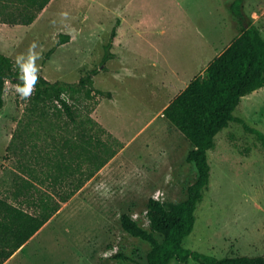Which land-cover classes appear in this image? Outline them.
<instances>
[{
	"label": "rangeland",
	"instance_id": "1",
	"mask_svg": "<svg viewBox=\"0 0 264 264\" xmlns=\"http://www.w3.org/2000/svg\"><path fill=\"white\" fill-rule=\"evenodd\" d=\"M233 1L56 0L28 29L15 30L16 38L0 40V50L15 60L25 55L21 62L28 60L29 46L35 42L41 55L36 61L38 74L53 81L75 82L89 69L98 68L95 86L111 91L115 100L97 93H81L78 100H68L83 119L95 118V108L103 99L101 112L109 131L124 145L130 141L125 156L117 158H123L121 168L106 163L96 176L95 192L84 199L78 194L63 204L10 264H147L148 241L125 231L121 215L128 212L148 226L146 202L150 197L160 190L165 204L181 201L196 180L197 167L186 159L193 143L158 112L185 88L186 80L204 75L211 60L242 32L244 25L232 9ZM9 8L16 9L14 2L5 10ZM243 11L246 23L257 25L264 36V0H244ZM214 27L220 29L218 34ZM115 39L117 46L110 48L114 56L104 67L106 45ZM176 69L180 70L178 85L164 76ZM16 86L8 81L0 109L1 195L20 173L21 160L42 167L34 154L35 142L39 148L47 147L50 120L69 122L70 131L61 130L64 135H71L75 126L64 111L61 117L53 112L58 101L49 102L51 115L40 124L30 98L21 99ZM234 114L264 131V87L243 96ZM12 133L16 136L9 148ZM215 140L216 146L208 151L210 182L184 244L217 256L264 254V144L234 120ZM136 148L142 151L138 158L131 155ZM149 153L155 157L148 158ZM92 197L99 203L91 204ZM157 236L163 238L160 233ZM114 249L123 255L109 256ZM170 264L199 263L190 259Z\"/></svg>",
	"mask_w": 264,
	"mask_h": 264
},
{
	"label": "trees",
	"instance_id": "2",
	"mask_svg": "<svg viewBox=\"0 0 264 264\" xmlns=\"http://www.w3.org/2000/svg\"><path fill=\"white\" fill-rule=\"evenodd\" d=\"M49 1L40 0L39 8ZM243 2L234 0L232 3L234 13L244 25L242 32L211 60L204 75L195 76L164 108L167 118L193 143L186 159L195 163L198 174L188 186L187 197L169 204L150 197L146 202L150 219L148 226L128 212L121 215L125 231L148 241L147 264H170L173 260L188 262L190 259L199 264H264V254L217 256L184 244L185 238L194 229L196 209L210 182L208 151L216 146L217 133L234 120L257 134L264 144V131L234 114L243 96L264 87V36L257 25L246 23ZM116 32L117 29H114L113 39ZM111 46L112 41L106 45L104 67L107 60L114 56ZM98 71V68H91L75 82L53 81L38 74L39 82L30 97L35 118L40 124L44 119L48 120L51 115L47 108L49 102L58 101L60 104H56V111L53 112L61 117L60 113L64 111L66 119L73 121L75 126L71 135H64L61 130L66 128L70 131L69 122L64 125L50 120L47 147L39 148L35 142L37 152L34 154L42 167L37 168L29 161L21 160L22 169L13 177L12 186L5 195L0 194V264L26 244L124 146L121 139L92 115L80 119L81 114L68 100L70 97L78 100L81 93L111 97V91L95 86L94 75ZM21 75L16 60L0 51V109L5 103L8 81L23 86ZM98 130L107 134V138ZM35 131L40 134L39 128ZM15 136L13 134L9 148ZM158 233L163 236L162 239L157 236ZM122 255L118 251L114 256Z\"/></svg>",
	"mask_w": 264,
	"mask_h": 264
},
{
	"label": "crops",
	"instance_id": "3",
	"mask_svg": "<svg viewBox=\"0 0 264 264\" xmlns=\"http://www.w3.org/2000/svg\"><path fill=\"white\" fill-rule=\"evenodd\" d=\"M13 2L15 4L16 9L11 10L9 8V9L5 10V8L8 7L10 3H13ZM55 2H56V0H50L43 8L40 9L39 6H38V4L40 3V0H0V40L2 41V40H10V39L16 38L15 37V30H20V29H24V28L28 29V27L33 25L35 23V21L39 18V16L42 15L45 11H47ZM32 17H34L33 20H31V22H27ZM219 31H220V29H217V27H214V29H213L214 33L218 34ZM116 39H115V41L113 40V43H112L114 46H117V44H118L116 42ZM114 48H113V51L117 54L118 51L116 49H114ZM167 72L168 71H166V74H164V76L168 78L167 81H169V83H176L178 85L179 82L181 81V80L179 81V76H180L179 72H180V70L179 69L172 70L170 72V74H168ZM195 75L184 82V83H186L185 87L195 77ZM114 97H115V95L113 94L111 97H108V99L115 100ZM173 98L174 97H171V99L169 98L167 100V102L159 110L158 116H162V117L166 118L167 120H169L167 118V116L164 114V108L169 104V102ZM102 100L99 101L97 107L95 108L94 116L105 128L110 130L108 128L107 123L105 122V118L103 117V113L101 112V104L103 102ZM150 124H152V123H150ZM12 136H13V133L10 134V136H9V142L12 140ZM129 142H130L129 140L125 141V145L120 149V151L112 159H110L107 162L106 165H109L111 163H113V164L115 163L117 165V166L115 165V167L121 168L119 166H121L123 158H121L122 160H117V158L121 157V156H125V154L127 153V150H129V146H130ZM155 145H157V142H155ZM140 146H139V148H140ZM141 152H140V150L138 148H136V149H133V153H131V155H134L135 158L136 157L138 158V156L141 154ZM153 156L154 155L150 156V153H149L148 158L149 157L152 158ZM118 168H117V170H118ZM122 171H124V169ZM122 171H119L120 175L121 174L122 175L125 174ZM99 172H102V170H99ZM99 172H97V174L95 176H93L92 178L87 180V182L83 185V187L69 201L65 202L64 204H67V203L71 202L73 199H75L78 196V194H79V196H82L83 199L85 198V196L92 195L93 191L95 192V190H94V182L96 181V176H98V174H100ZM115 173H117L116 170H115ZM114 176H115V178L117 177V175H114ZM95 199H98V198H95V197L90 198L91 204L99 203V201H95ZM62 208H63V206H62ZM62 208L53 217H55L62 210ZM47 223L44 226H46ZM37 233L35 235H33L28 242L32 241L33 240L32 238L34 236H36ZM26 244H24L20 249H18L3 264H10L13 261V259L23 250V248H25L24 246H26Z\"/></svg>",
	"mask_w": 264,
	"mask_h": 264
},
{
	"label": "clouds",
	"instance_id": "4",
	"mask_svg": "<svg viewBox=\"0 0 264 264\" xmlns=\"http://www.w3.org/2000/svg\"><path fill=\"white\" fill-rule=\"evenodd\" d=\"M37 45L33 42L28 49V60L24 63L21 61L24 60L25 55L21 54L16 58V65L19 67L22 75L20 79L24 81L23 86L17 85L15 87L16 93L19 94L21 99H29L35 92V86L39 82V68L36 61L41 58L40 53L36 52Z\"/></svg>",
	"mask_w": 264,
	"mask_h": 264
},
{
	"label": "built area",
	"instance_id": "5",
	"mask_svg": "<svg viewBox=\"0 0 264 264\" xmlns=\"http://www.w3.org/2000/svg\"><path fill=\"white\" fill-rule=\"evenodd\" d=\"M161 194V191L159 190L155 195H154V197L155 198H157V199H160L161 200V198H160V195ZM146 217H147V223L149 224V221H150V219H149V216H148V214H147V210H146ZM118 251H117V249H114V251H109V253H108V255L109 256H114L116 253H117ZM116 264H119V263H116Z\"/></svg>",
	"mask_w": 264,
	"mask_h": 264
},
{
	"label": "bare ground",
	"instance_id": "6",
	"mask_svg": "<svg viewBox=\"0 0 264 264\" xmlns=\"http://www.w3.org/2000/svg\"><path fill=\"white\" fill-rule=\"evenodd\" d=\"M43 229H44V228H41V230H40L38 233L42 232ZM37 235H38V234H37ZM34 237H35V236H34ZM34 237H33V238H34ZM33 238H32V239H33Z\"/></svg>",
	"mask_w": 264,
	"mask_h": 264
}]
</instances>
